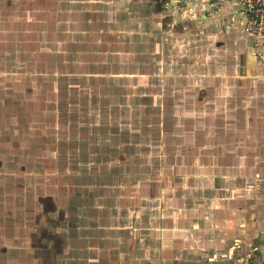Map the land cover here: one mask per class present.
Segmentation results:
<instances>
[{"label":"rangeland","instance_id":"1","mask_svg":"<svg viewBox=\"0 0 264 264\" xmlns=\"http://www.w3.org/2000/svg\"><path fill=\"white\" fill-rule=\"evenodd\" d=\"M225 1L0 0V264L232 260L208 200L264 149L198 68Z\"/></svg>","mask_w":264,"mask_h":264},{"label":"crops","instance_id":"2","mask_svg":"<svg viewBox=\"0 0 264 264\" xmlns=\"http://www.w3.org/2000/svg\"><path fill=\"white\" fill-rule=\"evenodd\" d=\"M225 5L230 7L226 9V18H223L230 22L226 25L228 30H220L221 34L205 32L203 36H197L198 47L201 49L198 68L205 72L211 70L205 74L204 84L214 85V89L222 90L223 94L230 96V102L234 101L238 107L239 104L244 106L242 110L248 123L238 124L231 129L235 132L238 128H245V131L248 129L246 136L240 131L244 139L249 141L248 145L251 148L258 145L264 149V140H257L256 144L253 141L256 137H264V63L260 57L262 48L256 44L258 40L255 34L236 26L239 24L233 14V5L235 10L238 8L236 0L225 1ZM208 40L210 41L207 43ZM205 50H208L207 54ZM238 115L239 118L243 117L240 111ZM252 179L246 178L245 186L237 189L215 191L208 200L216 214L213 224L216 229L231 230L229 233L235 230L240 233L241 240L235 239V245H239L240 249L231 254L232 260L228 264H264V178L261 184L263 195L260 196H256L257 192L254 194L255 190L250 183ZM201 223L204 229L213 227L212 223ZM174 236L176 239V234ZM179 240L180 243H173L174 248L186 241L183 236ZM173 263L176 264V261L173 260Z\"/></svg>","mask_w":264,"mask_h":264},{"label":"built area","instance_id":"3","mask_svg":"<svg viewBox=\"0 0 264 264\" xmlns=\"http://www.w3.org/2000/svg\"><path fill=\"white\" fill-rule=\"evenodd\" d=\"M237 10L233 13L243 21L247 32L255 34L264 58V0H236Z\"/></svg>","mask_w":264,"mask_h":264}]
</instances>
